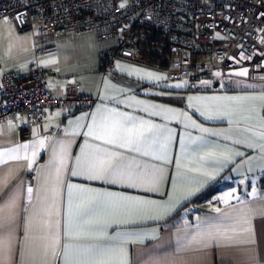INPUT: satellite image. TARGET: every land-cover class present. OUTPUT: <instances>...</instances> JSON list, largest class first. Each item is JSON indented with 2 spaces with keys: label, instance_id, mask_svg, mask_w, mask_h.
<instances>
[{
  "label": "crops",
  "instance_id": "1",
  "mask_svg": "<svg viewBox=\"0 0 264 264\" xmlns=\"http://www.w3.org/2000/svg\"><path fill=\"white\" fill-rule=\"evenodd\" d=\"M116 40L93 31L20 32L9 17H0V85L3 72L23 74L39 63L48 71L46 83L54 95L61 96L71 80L97 97L91 109L47 108L30 137L22 135L17 121H0V206L9 196L16 198L15 250L6 264H62L61 256L43 255L53 237L61 246L119 243L127 249L129 264H264V101L259 99L264 81L250 79L249 70L244 83H228V71L220 70L219 75L171 79L159 67L125 59L106 68L102 54ZM113 111L159 126L141 152L86 135L88 126ZM97 149L119 154L124 174L137 171V163L147 165L160 177L158 185L153 189L121 178V170L107 179L72 175L79 170L78 158ZM60 155L64 166L57 175ZM212 185L218 187L215 192L196 199ZM82 189L113 194L100 197L104 201L133 198L116 201L117 213L109 217V222L133 221L106 228L116 240L78 242L64 235L69 193L73 203L94 195ZM127 209L136 211L128 215ZM244 214L250 217L246 223ZM70 227L77 230L75 218Z\"/></svg>",
  "mask_w": 264,
  "mask_h": 264
},
{
  "label": "built area",
  "instance_id": "2",
  "mask_svg": "<svg viewBox=\"0 0 264 264\" xmlns=\"http://www.w3.org/2000/svg\"><path fill=\"white\" fill-rule=\"evenodd\" d=\"M0 17H9L20 32L115 37L101 57L106 68L125 59L159 67L171 79H193L247 66L250 79L264 81V0H0ZM47 73L36 63L23 74H2L0 121H17L24 137L47 108L71 113L91 109L97 99L71 80L61 96L54 95Z\"/></svg>",
  "mask_w": 264,
  "mask_h": 264
},
{
  "label": "snow or ice",
  "instance_id": "3",
  "mask_svg": "<svg viewBox=\"0 0 264 264\" xmlns=\"http://www.w3.org/2000/svg\"><path fill=\"white\" fill-rule=\"evenodd\" d=\"M123 7V5H121ZM55 63V61H50ZM245 75L246 72L239 73ZM147 75L151 76V73ZM179 87V85H177ZM241 99V98H229ZM254 99V98H245ZM264 101V96L259 97ZM159 126L152 124L149 121L139 120L131 116H126L123 113L110 112L109 115L102 116L99 124L94 122L93 125L88 126L86 135L94 140L103 141L105 144H110L115 147L128 148L131 151L141 152V146L145 145L149 137L153 134V129ZM208 131V129H202ZM261 139L264 140V133L261 134ZM41 145L43 141L40 142ZM27 148V145L24 146ZM150 147V145H149ZM264 148V145L261 146ZM143 155H148L147 151L142 152ZM4 153H0V162ZM18 159V157H11ZM27 159V156L24 157ZM164 159L166 157H157ZM80 164L79 170H73L72 175H85L88 179H107L112 176L117 170H121V178L130 181H136L142 184L151 185L154 189L159 183L160 177L155 170H149L147 165L136 164L137 171L129 170L124 174L125 165L119 157V154L110 152L105 149H97L91 153L85 151L82 161L78 158ZM59 167L57 168V175L60 168L64 166V156L58 157ZM31 167V164H29ZM132 186H135L133 184ZM72 186L70 185L69 188ZM33 189L29 187L27 192L31 194ZM86 193H94L93 196L82 197L73 203L71 193H69V227L66 228L64 235L69 240L73 241H114L115 237L107 235L106 228L111 227L112 224L132 223L131 220H121L112 218L109 222V217H114L118 210V200H131L130 197H119L114 201H104L100 197L105 195L112 196L108 193H96L93 189H82ZM140 203L153 205L154 208L160 209L163 206L156 205L153 201H141ZM15 196H9L7 202L0 206V264H6V261L11 259L15 250V219L16 214ZM136 210L127 209L128 215H132ZM73 218L77 223V230L72 231L70 225ZM150 219H156L157 216H150ZM249 215L244 214L241 219L246 223L249 220ZM47 224L48 221H45ZM241 231H248L247 228H242ZM213 233H209L211 237ZM62 248V250H61ZM43 255L45 257L55 258L62 257V264H129L127 249L119 243H65L60 245L59 238L53 237V242L47 245L44 249ZM44 264H50L45 260Z\"/></svg>",
  "mask_w": 264,
  "mask_h": 264
},
{
  "label": "rangeland",
  "instance_id": "4",
  "mask_svg": "<svg viewBox=\"0 0 264 264\" xmlns=\"http://www.w3.org/2000/svg\"><path fill=\"white\" fill-rule=\"evenodd\" d=\"M228 71V76L226 77V81L228 83H237V82H240V83H244L246 80L243 79L242 77H247V73H248V69L246 66H239V67H235V68H230L227 70ZM241 72H246L245 75H240L239 73ZM215 73L216 75H219V69L217 68L215 70ZM221 81H225V78L222 77L220 78Z\"/></svg>",
  "mask_w": 264,
  "mask_h": 264
},
{
  "label": "trees",
  "instance_id": "5",
  "mask_svg": "<svg viewBox=\"0 0 264 264\" xmlns=\"http://www.w3.org/2000/svg\"><path fill=\"white\" fill-rule=\"evenodd\" d=\"M262 180L264 182V176H263ZM217 188H218L217 185H212L209 189H207L206 191H204V193L198 195L196 197V199L200 200V199H202L204 197H207V196L211 195L213 192H215L217 190Z\"/></svg>",
  "mask_w": 264,
  "mask_h": 264
}]
</instances>
